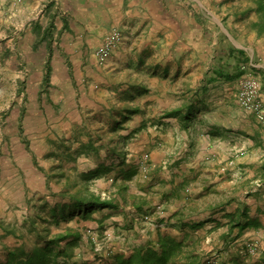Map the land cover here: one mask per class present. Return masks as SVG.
I'll use <instances>...</instances> for the list:
<instances>
[{"label":"rangeland","instance_id":"374dc122","mask_svg":"<svg viewBox=\"0 0 264 264\" xmlns=\"http://www.w3.org/2000/svg\"><path fill=\"white\" fill-rule=\"evenodd\" d=\"M203 1L221 26L228 19L230 28L239 33L240 36L232 38L236 45L252 47L253 39L248 42L247 36L242 38V28H250L264 38L254 28L260 19L256 12H251L257 8L256 0ZM84 3V0H0V259L10 248L34 247L36 236L28 227L29 218L40 212L50 216L51 207L68 201L62 197L64 192L74 194L88 183L94 193L115 201L119 210L96 211L92 217L78 215L60 225L47 224L52 234L68 230L81 234L75 264H106L110 251H128L133 244L146 239L156 241L162 234L183 239L187 245L184 255L193 256L199 264H264V199L258 212L261 221H253L244 230L242 225L235 227L245 222L237 213L238 204L254 189L264 190L262 169L253 164L251 172L245 174H257L261 187L256 186L258 180L251 188L249 184L236 183L238 177L230 175L219 181L223 189L206 192L204 196L200 191L196 193L203 180L195 177L189 186L193 194L185 191L191 201L187 199V204L180 205L168 191L171 182L168 177L188 151H169L170 145L164 142L168 131H163L171 124L175 127L194 122V117L191 121L181 117L165 119L171 112L185 110L196 102L209 111L228 106L235 120H245L249 126L246 129L249 134L245 136L249 150L263 152L264 140L262 149L259 145L255 147L254 135L256 130H264V122H259L236 101L242 76L249 73L260 79L249 65L248 54L242 55L233 48L220 27L204 22L213 26V31L210 35L204 33L199 45L204 59L202 68L196 69L197 78L177 74L175 69L164 70L162 48L157 47V52H135L132 41L125 47L127 52L117 49L118 44L101 64L96 51L104 41L95 52L97 46L85 49L91 37L81 19L91 8ZM234 14L240 17L235 19ZM109 29L110 34L118 30L123 38L121 30L111 26ZM74 33L75 39L68 36ZM207 51L212 57L207 58ZM191 59L188 55L184 65L188 61V65L194 64ZM217 69L236 78L217 80ZM167 78L170 85L163 83ZM202 96L206 98L203 102L199 100ZM240 110L242 113H237ZM126 116L129 119L125 120ZM175 130L169 129L170 136L177 142L185 141ZM90 143L98 151L80 154L82 146ZM151 152L154 159L164 162L161 168L153 169ZM138 163L139 170L133 167ZM103 165L111 170L88 181L91 172ZM208 165L206 168H212ZM123 169L136 172L125 178ZM238 191L244 194L238 196L235 194ZM138 197L148 202L144 209L148 219L137 214ZM226 198L230 200L226 205L235 203L230 205L231 213L226 212V207L221 209L217 217L221 221H217L211 217L216 209L213 204ZM185 219L200 224L198 229L184 227ZM45 226L40 225V230ZM100 253L104 257L99 258ZM181 264L190 262L185 259Z\"/></svg>","mask_w":264,"mask_h":264},{"label":"crops","instance_id":"0c3cea01","mask_svg":"<svg viewBox=\"0 0 264 264\" xmlns=\"http://www.w3.org/2000/svg\"><path fill=\"white\" fill-rule=\"evenodd\" d=\"M84 2L88 8H91L87 14H83L81 19L83 27L88 30L91 37L89 45L85 48L86 50L97 46L95 50L93 49L95 52L98 46L103 44V41L105 43L104 39H106L109 31L112 30L109 29L111 26V28L119 29L123 33L122 38L121 32L117 30L120 33L117 49L125 50L130 41L135 45L132 49L135 52H141L142 50L157 52V47H160L164 56L161 61L164 70L170 72L175 69V73L186 74L187 77L192 78H197L198 72L196 73V69L202 68L201 63L204 59V52L198 48L203 41L204 33L210 35L213 31V26L204 25V22L213 23L215 27L221 28L222 34L228 40L227 42H231L233 48L238 50L242 55L248 54L249 65L252 69L256 70V73L260 77L258 79L262 85L261 99L264 104V38L258 36L257 32L250 28H242L240 29L242 38L246 39L245 37L247 36L248 40L246 39V41L248 42L253 39L252 47L246 48L245 46L236 45L232 41V38L239 33H234L233 28H230L227 23L228 19L221 26L213 13L205 7L203 0H84ZM166 3L171 4L172 8L170 9ZM228 15L229 13L225 16L228 17ZM234 17L236 19V17L240 16L239 14H234ZM112 21L115 23L110 25ZM75 35L76 33L68 36H72L75 39L77 37ZM129 36L132 37V40H129L131 39ZM135 38H137L136 41H134ZM96 41L97 43H95ZM241 43H245V41ZM259 45L262 48H259ZM247 50L251 52L247 53ZM125 51L127 52V50ZM113 55H117V52H114ZM188 55L192 57V61H195L191 65L193 66L192 69H189L191 68L188 65L189 61L186 64L188 66L184 65V61L188 58ZM207 56V58L212 57V54L207 51ZM97 58L101 63L98 56ZM170 81V78H167L163 80V83L170 85ZM200 98L201 102L206 100L203 96ZM223 101H227V104H229L228 99ZM233 113L231 109H228V106H225L223 109L212 108L211 111L208 109L204 110L201 104L199 105L196 102L194 122H190V125L187 127L182 126L180 123L175 127L171 124V127L168 125L163 130L164 133L168 131L166 133L167 136L164 137V142L170 145L168 146L169 151L172 153L181 152L182 150L184 152L188 151V154L184 158L178 160L177 166L170 176L171 178L168 177V181H171L168 191L180 205L187 204L188 196L185 195V191L188 192L190 190L189 192L193 194L194 191H191L189 186L193 184L190 180L195 177L198 180H203L198 185L199 188L196 193L200 191V194L204 196L206 192L223 189L224 186L220 185L219 181L224 177L228 178L230 175L238 177L235 181L236 183H241L242 185L249 184L253 188L254 183L259 180L256 179L257 174L245 176V174L251 172L249 169L253 164L261 168L264 173V151L259 154L257 151L249 150L250 146H247L248 142L245 139V136L249 134L248 130H246L249 129V126L245 124V120L241 122L235 120L236 116ZM237 113H242V111L240 110ZM170 119L172 120V118L168 117L165 120L170 121ZM170 128H175L176 132L178 129L185 141L177 142L173 136H170ZM162 136L164 135L162 134ZM254 136L257 141L255 147L259 145L260 149H262L261 144L264 140V130H256V135ZM153 143H155V140H153ZM182 144L184 146H181ZM164 147L167 148L166 145ZM149 148L151 149V147ZM153 154L154 152H151L153 169H159L164 162L160 158L154 159ZM206 163L212 165V168H206ZM215 165L219 167L216 168ZM133 167L139 170L140 164L138 163ZM163 169L165 168L162 167ZM207 170L210 172H205ZM240 174L245 177H240ZM220 175H222L221 178H219ZM262 175L264 177V174ZM248 178L251 179L249 180ZM253 191H251L253 193H250L251 195L246 200H242L237 206V213L239 216L240 214L243 216L242 218L245 222L261 221L258 212L261 210L260 205L262 204V199H264V190L254 189ZM235 194L242 196L244 193L243 191H238ZM188 200L191 201V199ZM229 201L226 198L222 201L219 200L218 203H214L213 208L216 209L211 213V217L217 219V221H221V218L217 217L220 215L221 209L225 207L227 208L226 212L231 213L230 205L234 204L235 201L230 205H226ZM194 222L187 219L183 220V223H187L188 225ZM237 225H242L241 228L243 227V224L240 222ZM145 238L149 237L146 235ZM143 242H147V239Z\"/></svg>","mask_w":264,"mask_h":264},{"label":"trees","instance_id":"16d2710c","mask_svg":"<svg viewBox=\"0 0 264 264\" xmlns=\"http://www.w3.org/2000/svg\"><path fill=\"white\" fill-rule=\"evenodd\" d=\"M256 3L257 8L255 10H251V12H256L260 16V19L259 22L254 24V28L264 35V0H256ZM215 71L217 80L222 79L230 81L233 78H236L232 74H228L221 69H217ZM194 105L195 104H191L186 107L185 110L171 112L166 117H181L183 120L188 121L195 115ZM127 119H129L128 116H126L125 120ZM116 124L119 125L120 122H117ZM189 125L190 123L184 124L185 127ZM91 151H98L94 143L83 145L80 149V154H90ZM102 167L93 170L87 180L91 181L93 178L96 179L111 170V168H106L104 165ZM132 172L136 171L123 169L122 175L125 178H129L131 177ZM81 190L74 194L68 191L64 192L62 197L64 199L67 198L68 201L64 203L59 202L51 207L50 216H46L43 212H40L39 214L30 217L28 227L32 233H35L36 236L34 247L29 248L26 245L18 248H10L6 251L4 257L0 259V264H75V249L80 245V241L82 239L81 234L74 230L52 234V231L47 224L55 223L60 225L62 221H69V219H74V217L78 215L92 217L96 211H105L108 209L119 210V205L115 203V201L111 199H103L90 189L88 183H86ZM137 200L138 202H135V209L138 211L137 214L142 219H146L149 215L144 209L148 202L145 198L140 197H138ZM252 223L253 222L250 221L245 222L241 229L244 230L247 227H250ZM237 224L235 227H238ZM40 225H46V228L40 230ZM198 225L200 224H185L184 227H190L191 229L196 230L198 229ZM91 239L94 241L93 238ZM186 246L187 245L183 239H177L175 237L162 234V236H160L156 241L148 240L145 243H135L132 247L128 248V251H110L108 256L105 255L107 258V260L105 259V263L181 264V262L186 259V261L190 262V264H199L193 256L190 255L186 257L184 255ZM97 256H99V258L104 257V253H100ZM204 264L212 263L206 262Z\"/></svg>","mask_w":264,"mask_h":264},{"label":"built area","instance_id":"2783aa9c","mask_svg":"<svg viewBox=\"0 0 264 264\" xmlns=\"http://www.w3.org/2000/svg\"><path fill=\"white\" fill-rule=\"evenodd\" d=\"M237 102L245 111L253 114L259 122H264V104L261 99V81L252 74H245L239 79ZM257 187H261V182H256ZM148 219V217L146 218ZM91 235L93 233L89 232ZM92 237V236H91ZM94 240L95 238L92 237ZM249 251L253 249L249 246Z\"/></svg>","mask_w":264,"mask_h":264},{"label":"bare ground","instance_id":"6f19581e","mask_svg":"<svg viewBox=\"0 0 264 264\" xmlns=\"http://www.w3.org/2000/svg\"><path fill=\"white\" fill-rule=\"evenodd\" d=\"M120 34L117 31L112 32L107 36L104 45L97 50V56L100 58L101 63L110 55L116 48Z\"/></svg>","mask_w":264,"mask_h":264}]
</instances>
